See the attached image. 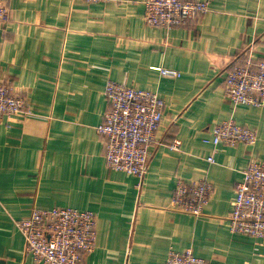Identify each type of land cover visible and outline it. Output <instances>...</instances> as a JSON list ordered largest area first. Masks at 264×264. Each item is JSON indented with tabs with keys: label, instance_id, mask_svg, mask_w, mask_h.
Segmentation results:
<instances>
[{
	"label": "crops",
	"instance_id": "obj_1",
	"mask_svg": "<svg viewBox=\"0 0 264 264\" xmlns=\"http://www.w3.org/2000/svg\"><path fill=\"white\" fill-rule=\"evenodd\" d=\"M210 2L205 15L169 29L145 22V0H7L0 78L30 113L0 124V263L39 264L16 222L62 206L95 213L96 246L83 264H166L170 249L188 248L215 264H264V241L228 226L243 170L252 155L264 161V106H234L224 90L243 46L255 41L264 57V0ZM108 80L166 102L141 189L106 164L97 127ZM229 118L255 128L257 142L205 141ZM204 178L214 185L204 213L176 210L178 180Z\"/></svg>",
	"mask_w": 264,
	"mask_h": 264
},
{
	"label": "built area",
	"instance_id": "obj_2",
	"mask_svg": "<svg viewBox=\"0 0 264 264\" xmlns=\"http://www.w3.org/2000/svg\"><path fill=\"white\" fill-rule=\"evenodd\" d=\"M101 1V0H87ZM210 0H145L144 20L154 27L176 28L190 19L209 12ZM7 0H0V29L11 22ZM255 41L241 49L224 79L226 96L233 105L264 106V57L256 56ZM163 75L177 76L179 72L160 68ZM107 107L103 121L97 127L105 142V159L110 169L136 176L141 189L148 171L151 147L159 143L166 102L155 91L108 80L105 87ZM30 113L23 97L11 84L0 78V124L22 121ZM211 140L215 149L219 144L254 145L258 131L238 123L233 118L213 127ZM181 141L170 144L180 149ZM208 160L214 162L213 156ZM214 192L207 178L178 180L172 197L173 207L196 216L204 213ZM24 236L26 251L39 264H83L97 241L95 213L73 207L54 206L34 208L30 216L16 222ZM231 232L244 233L264 241V161L252 155L243 170V179L236 185L234 207L229 215ZM166 264H215L196 255L191 248L170 249Z\"/></svg>",
	"mask_w": 264,
	"mask_h": 264
},
{
	"label": "rangeland",
	"instance_id": "obj_3",
	"mask_svg": "<svg viewBox=\"0 0 264 264\" xmlns=\"http://www.w3.org/2000/svg\"><path fill=\"white\" fill-rule=\"evenodd\" d=\"M10 8V7H9ZM10 10H11V8H10ZM193 19V18H192Z\"/></svg>",
	"mask_w": 264,
	"mask_h": 264
},
{
	"label": "water",
	"instance_id": "obj_4",
	"mask_svg": "<svg viewBox=\"0 0 264 264\" xmlns=\"http://www.w3.org/2000/svg\"><path fill=\"white\" fill-rule=\"evenodd\" d=\"M0 264H2V263H0Z\"/></svg>",
	"mask_w": 264,
	"mask_h": 264
}]
</instances>
